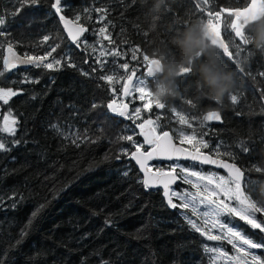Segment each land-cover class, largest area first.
<instances>
[{
  "label": "trees",
  "instance_id": "obj_1",
  "mask_svg": "<svg viewBox=\"0 0 264 264\" xmlns=\"http://www.w3.org/2000/svg\"><path fill=\"white\" fill-rule=\"evenodd\" d=\"M54 2L40 0L37 7L20 8L16 0H0V14L6 20L0 28L4 32L0 44L5 45L0 48V71L4 72L0 87L19 93L7 104L0 101V125L9 111L18 121L14 137L0 133L10 148L0 152V257L4 264H212L204 251L205 237L191 229L182 210L167 206L160 189L142 186L133 160L121 154L122 149L134 151V146L119 138L133 135L136 143L143 144L136 125L157 116L158 132L168 131L175 140L181 130L185 134L196 130L198 138L206 132L203 138L210 148L201 150L209 153L222 142L221 151H232L237 165L246 170L245 191L264 204V173L252 170L256 166L264 168V76L259 75L264 72V53L246 45L237 54L230 44L233 60L223 58L238 74L235 105L227 97L219 103L203 96L196 77L186 74L182 95L170 100L163 110L153 104L149 111L143 107L147 100L140 101L137 94L128 96L129 113L141 107V119L129 121L106 108L115 93L122 94L125 81L109 85L99 77L113 74L119 64L128 63L127 73L119 69L120 75H130L135 69L136 78H146L142 55H149L157 37L164 40L174 35L192 19L206 22L207 14L197 7L199 0H167L151 20L155 30L149 28L146 19L152 0H61L62 14L70 20L79 15V23L88 29L79 43L80 50L65 37L59 14L51 7ZM246 3L247 0H211L210 8L216 11L244 7ZM85 9L91 11L86 13ZM17 10V15L9 14ZM88 15L91 19H86ZM102 15L104 20L100 19ZM231 19L222 13V36L226 42L235 39L240 43L226 28ZM105 25L106 35L114 43L99 37L98 31ZM45 36L49 37L47 41ZM101 40L102 44L98 43ZM9 42L22 56H46L55 47L45 63L64 57L75 67L62 60L58 70L32 65L4 71ZM84 42L95 46L96 51L86 50ZM134 48L140 49L136 60L131 59ZM104 49L108 54L100 57L104 64L101 70L96 57ZM113 51L125 55L114 57ZM241 67L244 72L238 70ZM25 78L38 83L23 82ZM152 83L149 78L150 88ZM187 99H192L196 107L188 105ZM93 104L97 106L93 108ZM210 110L220 111L222 122L205 121L201 127L202 117ZM179 116L187 117L192 128L181 125ZM52 125H58L66 134L78 133L80 146L57 135ZM12 140H19V144H12ZM240 141L245 142L247 151L240 149ZM148 147L144 144V148ZM105 155L109 157L107 161ZM90 165L94 166L88 170ZM39 205L45 207L22 242L16 244ZM231 223L254 241L264 242V233L258 229L238 218ZM259 252L264 258V249Z\"/></svg>",
  "mask_w": 264,
  "mask_h": 264
},
{
  "label": "snow or ice",
  "instance_id": "obj_2",
  "mask_svg": "<svg viewBox=\"0 0 264 264\" xmlns=\"http://www.w3.org/2000/svg\"><path fill=\"white\" fill-rule=\"evenodd\" d=\"M16 3L23 8L24 6H35L40 3V0H16ZM211 0H199L197 7L201 13H206V24L210 33L211 42L221 50V55L228 60H233V51L230 50V44L233 45L239 54L241 47L246 46L244 39V33L240 26L241 17L248 16L249 14L264 11V0H247L244 7H224L220 10L213 11L210 8ZM55 10L56 14H59V19L63 22L64 28L67 30L68 36L71 38L73 43L80 41V37L88 31L83 24L79 21L81 17L76 15L74 20H69L63 13V8L61 6V0H55L51 5ZM19 10V9H18ZM17 11L9 13L12 16L18 14ZM91 10L85 9L88 13ZM97 12H106L107 9H95ZM222 13H227L232 17L231 21L226 25V28L231 30L235 38H238L240 43H236V40L225 41V38L221 33V19ZM106 17L102 15L101 20ZM86 19H91V16H86ZM6 23L3 14H0V28H2ZM107 25L101 27L98 31L99 37L107 39L109 43H114L111 40L110 35H106ZM0 36H4V32L0 31ZM49 39L48 36L44 37V41ZM102 40L98 43L102 44ZM85 49H91L92 52L96 51V47L93 45H88L84 42ZM79 47V43L77 44ZM5 47L4 44H0V48ZM56 50L55 47L47 53L46 56H29L26 53L23 58H21L14 51V45L9 42L7 43L8 56L3 59V69L4 71H10L15 69L18 64H30L35 67H43L45 69H59L62 60L67 66L75 67L74 64H70L64 57L60 59H54L52 62H47L48 56L52 55V52ZM140 52L139 48L132 49L131 59L136 60V53ZM108 54L107 49H104L96 57L97 63L100 64L101 70L104 68V64L100 63V57ZM114 57H119L125 55L119 51H113L111 53ZM143 64L146 66V78H139L135 82L134 89L130 88L133 84V78L137 76L135 69L131 71L130 75H120L119 69L124 70L127 73L129 69L128 63L119 64L117 66L118 70H115L113 74L102 75L99 77L100 80L107 82V84L112 85L114 82L120 84L121 81H126L121 88L124 96H131L133 90L139 94V100L147 102L143 107L149 111L152 110L153 104L158 110L165 109V105L158 102H154L152 99L151 88L148 84V79L152 78L153 73V63L148 54L142 55ZM115 64V61L113 62ZM240 72H244V68L238 69ZM95 71V69H93ZM88 75L87 73H83ZM183 75L190 74L189 69L183 70ZM4 75L3 71H0V76ZM259 75L264 76V72L259 73ZM23 82L38 83V81H29L27 78ZM114 91V90H113ZM17 91L12 88H2L0 87V101L7 104L9 100L18 95ZM35 99V97H32ZM233 105L238 102V96L232 95L230 98ZM187 104L196 107L192 99H187ZM97 105L93 104V108ZM129 105L127 103L117 102V99H112L106 104L107 110L110 113L115 114L117 117L126 118L129 121L140 120L141 119V107H136L134 109V115H130L128 111ZM173 112L176 109H172ZM179 115V113H177ZM160 117L157 116L155 120L145 119L142 123L136 125L139 128V135L143 137L144 143L138 144L133 139V135H123L119 139L124 141H130L134 146V151L129 152L127 149H122L121 154L134 160L139 166V171L143 173V178L140 183L145 189H151L155 187H162L163 195L167 198V205L172 209L182 208L184 210H190V215L185 214L184 219L187 224L195 232L204 236L209 241H226L234 254L230 255L228 251L221 247H207L205 246L204 251L208 253L215 254L212 257L213 264H217L218 261H224L226 264H264V258L256 254L253 250L264 249V242H256L248 235L244 234L241 230H238L235 226H229L233 218H238L243 221L246 225H249L252 229H258L261 233H264V215L260 218L257 214H264V204L259 203L254 200L252 196L245 191L247 184L245 183V171L237 165L235 162L236 155L230 151H221V144H218L215 148H212L211 152L206 153L201 149H209L210 144L203 137L207 135L206 132H201L199 138L197 131L193 130L191 134H185L183 130L178 133L179 145H184L185 143L191 145L190 148H185L178 146L173 142V137L168 131L158 133L157 129L160 127L159 124ZM195 119V118H194ZM205 121H217L222 122V116L220 111H208L200 121L201 127L204 126ZM179 123L181 125L187 124L189 129L192 128V124L188 123V119L185 116H179ZM18 121L13 117L12 113L9 111L8 115L3 117V123L0 125V133H6L8 136L14 137L16 135ZM52 128L56 131L57 135L69 139L70 142L77 147L80 146L79 141L81 137L79 134H66L64 133L58 125H52ZM12 144H19V140H12ZM144 144L150 145L151 149L149 151H143ZM238 146L242 151H247V147L244 141H240ZM10 148L7 146L4 138L0 136V152H8ZM227 157L228 159H225ZM119 159V156L116 157ZM109 157L105 155L104 160L107 161ZM155 159H163L169 161H180L188 160L192 162H198L203 165H213L218 169L224 170L226 174H220L217 172L204 173L202 171L192 170L189 167H185L179 163H174L168 167L166 170L164 167H153L149 165V161ZM231 161V162H229ZM94 165H90L88 170ZM179 169L180 175H177V170ZM255 172L264 173V168L259 166L254 167ZM124 175H128L127 172ZM180 179L183 180L185 184L191 185L195 191L185 192L181 194L180 192L173 191L171 185L175 184L176 181ZM251 183V181H248ZM173 197H178L181 204L173 202ZM23 197H21V200ZM2 202V200H0ZM15 204L12 205L15 208ZM200 206H204L207 210L200 211ZM45 205H39L36 210L32 213L28 224L25 225L24 230L20 232V240L16 241V244L22 242L23 238L27 234V230L31 228L33 221L36 219L38 214L43 210ZM191 217H196L193 219ZM227 218V222L222 219ZM199 220V223H198ZM108 223V221H106ZM219 230V234H213V230ZM137 239L140 237L137 236ZM0 264H4L3 257H0ZM103 264H108L104 261Z\"/></svg>",
  "mask_w": 264,
  "mask_h": 264
},
{
  "label": "clouds",
  "instance_id": "obj_3",
  "mask_svg": "<svg viewBox=\"0 0 264 264\" xmlns=\"http://www.w3.org/2000/svg\"><path fill=\"white\" fill-rule=\"evenodd\" d=\"M167 0H152L146 13L149 28L155 30L152 18L166 6ZM240 26L247 45L264 53V11L241 17ZM149 53L153 67L151 94L154 102L168 105L170 100L182 95L183 70L189 69L196 77L201 94L219 103L231 98L239 87L236 70L221 55V50L211 42L207 24L192 19L182 30L160 40Z\"/></svg>",
  "mask_w": 264,
  "mask_h": 264
},
{
  "label": "rangeland",
  "instance_id": "obj_4",
  "mask_svg": "<svg viewBox=\"0 0 264 264\" xmlns=\"http://www.w3.org/2000/svg\"><path fill=\"white\" fill-rule=\"evenodd\" d=\"M139 78H142V77H137V78L134 77V78H133V84L130 86V88L134 89V87H135V82H136V80L139 79ZM125 82H126V81H125ZM147 82H148V81H147ZM136 94L139 96V94L136 93V92L133 90L132 95L129 96V97H133V96L136 95ZM127 97H128V96H124L123 93H122V94L115 93V94L113 95V99H117V102H118V103H120V102L127 103ZM129 114H130V115H134V112L129 113ZM157 132H158V129H157ZM158 133H160V132H158ZM176 141L179 143V140H176ZM145 145H146V144H145ZM146 146H147V145H146ZM183 146L186 147L185 144H184ZM150 148H151V146L149 145L148 148H143L142 150H143V151H149ZM174 163H179V164H181V165H183V166H185V167H189V168H191L192 170L202 171V172H204V173L217 172V173H220V174H224V173H221V172H218V171H214V170H210V169H208V170H203V169L200 168V167H195V166H193V165H191V164H189V163H183V162L161 163V162H159V161H151V162H150V166H153V167L155 168V166H157V165H155V164H158V165H160L161 167H164V168L167 170L168 167H169L170 165L174 164ZM194 165H195V164H194ZM201 167H202V166H201ZM206 169H207V168H206ZM177 175H180V173H179V169L177 170ZM179 183H182V184H179ZM179 183H178L177 186H175V187L173 188V191L180 192L181 194H183V193H185V192H192V191H195V189H193V188L191 187V185L185 184V183L183 182V180H180V179H179ZM173 202L177 203L178 205L182 203V201H180L178 197H173ZM178 208H179V207H178ZM179 209L182 210L181 212H182L183 216H184L185 214H189V215H190V210H184V209H182V208H179ZM205 210H207V209L204 208V206H200V211H205ZM191 218L196 219V217H191ZM222 219H224V220L227 222V218H222ZM198 223H199V220H198ZM229 226H235V227H237V226L234 225L233 223H231ZM237 228H238V227H237ZM238 230H239V229H238ZM213 234H219V230H218V229L213 230ZM205 239H206V245H205V246H207V247H221V246H223V249H224L225 251H228L230 255L234 254V252H233V250H232V248H231V245H228L226 241H209V240H207L206 237H205ZM259 250H260V249H255V250H253V251H254L256 254H258V255H260V256L262 257V255L260 254ZM208 254H209V257H210L211 262H212V264H213L212 257H213L215 254H213V253H208ZM262 258H263V257H262ZM217 264H226V262H224V261H218Z\"/></svg>",
  "mask_w": 264,
  "mask_h": 264
},
{
  "label": "water",
  "instance_id": "obj_5",
  "mask_svg": "<svg viewBox=\"0 0 264 264\" xmlns=\"http://www.w3.org/2000/svg\"><path fill=\"white\" fill-rule=\"evenodd\" d=\"M34 7H37V5H35ZM223 15H225V16H229L227 13H223ZM69 20H70V19H69ZM59 23H60V26H61V28H62V30H63V32H64L65 37H66L67 40L69 41V43H70L71 45H73L74 47H76L78 50H80L81 48H80V46L78 47L77 44L80 43V41L82 40L84 33H83V35L80 37V41H79V42H77V43H73L72 40H71V38L68 36L67 30L64 28L63 22H62L60 19H59ZM14 51L17 53V55H19L21 58H23V56L20 55L15 49H14ZM7 56H8V54H7ZM30 66H32V65H30V64H18V65H17V67H20V68H27V67H30ZM145 74H146V71H145ZM169 134H170V133H169ZM170 135H171V134H170ZM171 136H172V135H171ZM172 137H173V136H172ZM142 138H143V137H142ZM173 142L176 143L178 146L185 147V146H183V145H179V143H178L174 138H173ZM146 145H147V144H146ZM147 146H149V145H147ZM185 148H187V147H185ZM150 149H151V148H150ZM206 153H207V152H206ZM151 161H159V162H161V163L183 162V163L195 164V165L202 166V167L207 168V169H210V170H214V171H218V172H221V173L226 174V173L224 172V170L218 169L217 167H215V166H213V165H203V164H199L198 162H192V161H188V160L169 161V160H163V159H155V160H151ZM151 161H149V165H150V162H151ZM133 162H134V164L136 165V167H137V169H138V171H139V166L135 163L134 160H133ZM139 174H140L141 177L143 178V173L139 171ZM178 183H179V179L176 181L175 184L171 185L172 190H173V188H174L175 186L178 185ZM157 189H160V190L162 191V194H163V189H162V187H155V188H151V189H149V190H157ZM163 198H164V200H165V202H166V204H167V198L164 197V195H163ZM167 206H168V205H167ZM169 207H170V206H169Z\"/></svg>",
  "mask_w": 264,
  "mask_h": 264
}]
</instances>
